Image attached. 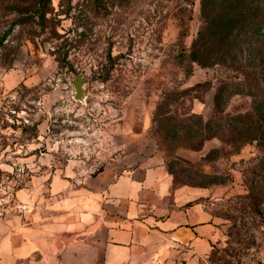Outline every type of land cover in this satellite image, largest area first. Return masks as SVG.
Wrapping results in <instances>:
<instances>
[{
    "label": "rangeland",
    "instance_id": "rangeland-1",
    "mask_svg": "<svg viewBox=\"0 0 264 264\" xmlns=\"http://www.w3.org/2000/svg\"><path fill=\"white\" fill-rule=\"evenodd\" d=\"M255 2L260 13L264 0ZM204 25L201 0H0L1 181L13 192L26 187L45 170L40 156L96 173L145 132L163 144L151 162L156 184L146 186L151 203L167 213L196 201L199 221L220 232L185 249L151 234L123 264H264V146L235 148L225 135L200 150L175 148L166 135L192 113L235 125L231 116L247 111L264 119V61L253 39L225 54L228 66H201L188 54ZM232 61L256 65L260 83ZM78 75L86 101L74 98ZM62 264H106V253L79 243Z\"/></svg>",
    "mask_w": 264,
    "mask_h": 264
},
{
    "label": "crops",
    "instance_id": "crops-1",
    "mask_svg": "<svg viewBox=\"0 0 264 264\" xmlns=\"http://www.w3.org/2000/svg\"><path fill=\"white\" fill-rule=\"evenodd\" d=\"M130 137L135 142L126 140L124 157L96 173H83L74 159L40 156L36 167L45 170L12 192V210L0 219V264H62L79 243L104 250L106 264H123L151 234L164 248L217 238L218 226L200 222L194 204L165 213L151 203L146 186L156 184L157 143L145 132Z\"/></svg>",
    "mask_w": 264,
    "mask_h": 264
},
{
    "label": "trees",
    "instance_id": "trees-1",
    "mask_svg": "<svg viewBox=\"0 0 264 264\" xmlns=\"http://www.w3.org/2000/svg\"><path fill=\"white\" fill-rule=\"evenodd\" d=\"M220 5L223 8L222 12L216 11L217 6ZM254 5L258 8L259 4L255 0H201L205 25L192 44L188 54L189 60L201 66L209 64L228 66V59L224 58L225 54L235 51L241 41L252 38L254 43L252 50L256 53L255 57L259 55L264 61V9L260 13L257 11L254 13ZM230 65L243 70L247 78L260 83L258 72L255 70L256 65L251 70L243 69L235 61H232ZM222 90L216 95V107L219 111H221L220 105L223 98ZM183 117L182 121H191V124L179 125L178 128L172 125L166 134L172 139V145L175 144V148L188 146L191 149L200 150L205 141L225 137V135L230 136V141H227L231 142L235 148L254 141L264 146V119L259 115L256 117L253 110L231 116L237 125L228 121L224 124L218 119L204 120L202 115L196 113ZM237 130L239 131L236 132ZM160 140L158 138V148L163 149ZM203 175L210 176L208 173ZM195 203L196 201L191 200L186 205L192 206Z\"/></svg>",
    "mask_w": 264,
    "mask_h": 264
},
{
    "label": "built area",
    "instance_id": "built-area-1",
    "mask_svg": "<svg viewBox=\"0 0 264 264\" xmlns=\"http://www.w3.org/2000/svg\"><path fill=\"white\" fill-rule=\"evenodd\" d=\"M1 166V164H0ZM0 171V219L6 217L12 210V190L11 187L1 181Z\"/></svg>",
    "mask_w": 264,
    "mask_h": 264
},
{
    "label": "water",
    "instance_id": "water-1",
    "mask_svg": "<svg viewBox=\"0 0 264 264\" xmlns=\"http://www.w3.org/2000/svg\"><path fill=\"white\" fill-rule=\"evenodd\" d=\"M75 94L74 98L80 101H86L87 95L85 93L86 80L84 77L78 75L74 78Z\"/></svg>",
    "mask_w": 264,
    "mask_h": 264
}]
</instances>
